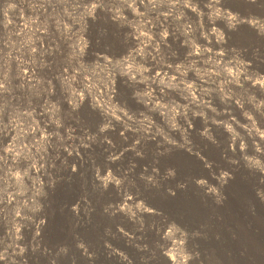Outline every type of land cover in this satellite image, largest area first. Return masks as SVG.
I'll return each instance as SVG.
<instances>
[{"label":"rangeland","instance_id":"rangeland-1","mask_svg":"<svg viewBox=\"0 0 264 264\" xmlns=\"http://www.w3.org/2000/svg\"><path fill=\"white\" fill-rule=\"evenodd\" d=\"M237 184L262 218L264 0H0V264H230Z\"/></svg>","mask_w":264,"mask_h":264},{"label":"bare ground","instance_id":"bare-ground-1","mask_svg":"<svg viewBox=\"0 0 264 264\" xmlns=\"http://www.w3.org/2000/svg\"><path fill=\"white\" fill-rule=\"evenodd\" d=\"M244 197L247 198L244 185L237 184L226 207L218 212L220 216L226 215L224 217L241 227L227 243L232 256L230 264H264V216L246 217L243 210ZM192 203L191 199L185 202L186 209L192 207ZM195 205L198 207V216H211L209 211L201 210L196 203Z\"/></svg>","mask_w":264,"mask_h":264}]
</instances>
